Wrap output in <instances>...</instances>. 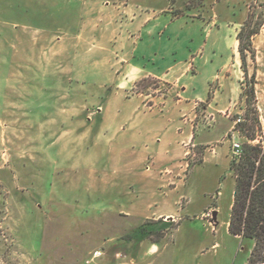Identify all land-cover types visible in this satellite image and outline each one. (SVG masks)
<instances>
[{"label": "rangeland", "instance_id": "374dc122", "mask_svg": "<svg viewBox=\"0 0 264 264\" xmlns=\"http://www.w3.org/2000/svg\"><path fill=\"white\" fill-rule=\"evenodd\" d=\"M166 2L156 0L158 7ZM121 4L0 0V264H245L253 241L230 234L227 224L232 144L247 138L228 132L223 140L228 153L224 148L219 161L210 157L220 143L190 147L185 182L171 191L144 178V166L137 176L123 174V91L114 89L120 70L109 62L123 57L117 33L134 17L123 16ZM248 11L262 13L261 30L264 0H207L196 15L185 17L202 19L206 38L213 39V31L222 34L219 49L227 64L217 74L243 75L242 94L246 80L236 34ZM203 53L202 46L188 54V75L198 73L195 60ZM256 54L255 49L254 62L247 58V75L254 71L255 81L256 75L264 78V51L258 65ZM206 102L195 105L200 119L211 122L212 116H203ZM237 106L221 112L233 125L238 117L244 120L245 103L242 110ZM206 131L200 129L199 136ZM251 143L264 145L259 134ZM205 151L210 156L201 164ZM163 207L174 218H142ZM148 220L159 221L151 229L167 226L164 236L157 242L152 241L157 234L132 239ZM109 238L115 241L111 249L105 244ZM151 243L156 249L145 254Z\"/></svg>", "mask_w": 264, "mask_h": 264}, {"label": "crops", "instance_id": "0c3cea01", "mask_svg": "<svg viewBox=\"0 0 264 264\" xmlns=\"http://www.w3.org/2000/svg\"><path fill=\"white\" fill-rule=\"evenodd\" d=\"M124 1L129 0H123V5H119L120 12L134 18L131 23L124 22L123 29L117 33L123 46V57L109 62L110 66L116 67L115 72L120 70L114 89L123 91V174L137 176L138 168L144 166L142 173L147 172L144 178L171 191L185 182L190 147L209 148L213 143H220L215 146L216 154L210 157L215 161L220 160L224 148L228 153V145L223 140L232 131L233 123L221 112L236 104L235 108L242 110L245 103L241 88L243 75H218V70H224L227 64L224 50L219 49L223 44L222 34L219 37L213 31L210 36L213 39L206 38L202 35V19L195 22L185 19L189 14L196 15L195 11L204 7L207 0H196L197 4L186 7V10L182 5L190 0H168L161 7L156 0H147V3L146 0ZM215 2L217 4L218 0ZM219 28L223 29L222 24ZM112 36L114 38V34ZM115 40H118L117 36ZM202 46L203 56L195 60L198 73L188 75L184 60ZM253 46L258 65L261 61L259 54L264 51V26L253 39ZM262 77L256 75L255 95L264 141ZM142 79L145 83L140 89H134V83ZM212 84H215L214 91H211ZM203 100H207L202 106L203 116H212L211 122H203L199 117V108L195 104ZM102 110L96 115L100 125ZM200 129L208 133L199 136ZM214 134L220 140L216 138L218 136L211 138L210 135ZM208 155V151L203 152L201 164L209 158ZM142 218L166 221L174 217L163 207L158 212L144 214ZM105 244L111 249L115 241L109 238ZM155 249L151 243L145 254ZM114 253L115 256L121 255V250L115 249Z\"/></svg>", "mask_w": 264, "mask_h": 264}, {"label": "trees", "instance_id": "16d2710c", "mask_svg": "<svg viewBox=\"0 0 264 264\" xmlns=\"http://www.w3.org/2000/svg\"><path fill=\"white\" fill-rule=\"evenodd\" d=\"M262 24V13L255 14L254 11H248L246 19L236 34L237 50L246 81L243 89L244 120L236 123L234 130L240 137L247 138V141L242 143L239 155L232 157L229 163V169L234 174V185L227 229L230 234L253 241L245 264H264V145L251 143L256 140L258 134L261 137L262 129L256 106L254 71L250 76L247 75V58L252 62L255 60L252 40L259 33ZM144 82V79L135 82L134 89L142 86ZM198 162H202V157ZM151 223L156 224L159 221L148 220L138 226L133 236L131 235L132 239H145L152 234H157L158 237L152 239L153 242H157L160 237H163L167 226L162 225L157 229H151L148 227ZM165 225L174 226L175 224L168 222Z\"/></svg>", "mask_w": 264, "mask_h": 264}, {"label": "built area", "instance_id": "2783aa9c", "mask_svg": "<svg viewBox=\"0 0 264 264\" xmlns=\"http://www.w3.org/2000/svg\"><path fill=\"white\" fill-rule=\"evenodd\" d=\"M239 122H241L239 117L234 120V124L239 123ZM233 129H234V125H233ZM232 149H233L232 151L234 155L237 156L240 153L241 145L237 142H233ZM99 254H100L99 252L94 253L95 256Z\"/></svg>", "mask_w": 264, "mask_h": 264}, {"label": "water", "instance_id": "95a60500", "mask_svg": "<svg viewBox=\"0 0 264 264\" xmlns=\"http://www.w3.org/2000/svg\"><path fill=\"white\" fill-rule=\"evenodd\" d=\"M216 216V213L215 212H213V217H215Z\"/></svg>", "mask_w": 264, "mask_h": 264}]
</instances>
